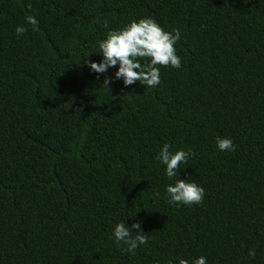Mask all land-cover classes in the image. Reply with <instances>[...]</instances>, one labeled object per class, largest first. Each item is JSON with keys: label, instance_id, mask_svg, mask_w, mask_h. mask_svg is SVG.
<instances>
[{"label": "trees", "instance_id": "trees-1", "mask_svg": "<svg viewBox=\"0 0 264 264\" xmlns=\"http://www.w3.org/2000/svg\"><path fill=\"white\" fill-rule=\"evenodd\" d=\"M143 17L180 30L181 67L152 88L100 87L115 68L89 71L96 42ZM165 142L194 153L171 180ZM177 178L205 189L200 204L167 203ZM121 220L148 236L134 254L111 239ZM198 256L264 264V0H0V264Z\"/></svg>", "mask_w": 264, "mask_h": 264}, {"label": "clouds", "instance_id": "clouds-1", "mask_svg": "<svg viewBox=\"0 0 264 264\" xmlns=\"http://www.w3.org/2000/svg\"><path fill=\"white\" fill-rule=\"evenodd\" d=\"M30 9L31 4H27ZM25 22L37 30L38 20L35 15H27ZM103 27L108 28L105 20ZM27 29L23 25H17V36L25 33ZM181 39L180 30L173 28L165 31L152 17H143L129 21L119 29H108L105 38L96 42L100 60L87 61L85 64L89 71L96 74L97 79L109 69L115 68L112 76H104L101 86L110 90V85L119 80L123 87L134 85L137 81L148 88L160 83V67H181V57L176 54L175 45ZM146 58L147 62L142 63ZM215 146L221 152L235 151L236 145L229 137H216ZM169 143L165 142L156 154V159L164 166V175L170 180L180 177V165L186 164L194 155L191 150L178 149L175 152L169 150ZM167 203L176 207L200 204L205 195V189L195 180L177 178L173 183L164 186ZM135 230V233L133 232ZM111 239L122 252L134 254L135 250L146 245L148 236L144 234L141 223L133 222L131 226L125 225V220L116 223L112 229ZM249 257H255V249L248 250ZM178 264H189L184 258H177ZM168 264H173L170 260ZM191 264H207L205 256H198Z\"/></svg>", "mask_w": 264, "mask_h": 264}]
</instances>
